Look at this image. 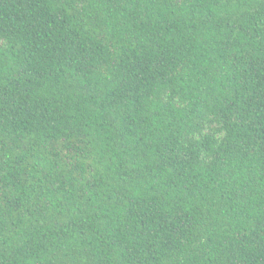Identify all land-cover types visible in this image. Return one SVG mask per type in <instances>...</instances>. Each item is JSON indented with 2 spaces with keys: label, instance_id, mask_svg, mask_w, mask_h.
Returning a JSON list of instances; mask_svg holds the SVG:
<instances>
[{
  "label": "trees",
  "instance_id": "trees-1",
  "mask_svg": "<svg viewBox=\"0 0 264 264\" xmlns=\"http://www.w3.org/2000/svg\"><path fill=\"white\" fill-rule=\"evenodd\" d=\"M0 264H264V0H0Z\"/></svg>",
  "mask_w": 264,
  "mask_h": 264
}]
</instances>
